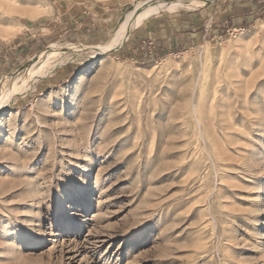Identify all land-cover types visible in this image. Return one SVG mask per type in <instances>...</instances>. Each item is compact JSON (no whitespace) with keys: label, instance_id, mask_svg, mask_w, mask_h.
<instances>
[{"label":"rangeland","instance_id":"374dc122","mask_svg":"<svg viewBox=\"0 0 264 264\" xmlns=\"http://www.w3.org/2000/svg\"><path fill=\"white\" fill-rule=\"evenodd\" d=\"M142 1L0 0V83L85 50L0 111V264H264V13L171 5L93 57ZM157 16L197 29L150 55Z\"/></svg>","mask_w":264,"mask_h":264},{"label":"bare ground","instance_id":"6f19581e","mask_svg":"<svg viewBox=\"0 0 264 264\" xmlns=\"http://www.w3.org/2000/svg\"><path fill=\"white\" fill-rule=\"evenodd\" d=\"M191 1H195L199 6H202L208 1L213 0H157L155 3L151 4L143 3V1L138 2L139 4H137L135 9L126 14L125 18L116 29L113 39L105 47L100 49L88 48V50H90L89 53H92L94 57L96 54H100V52L116 49L133 28L143 21L145 17L156 13L161 8L170 7L171 5L182 7L184 5H189ZM9 37H11L10 33L4 36V38L7 39ZM83 51L85 50L78 45H72L67 42L54 43L50 46V51L39 55V61H35L31 66L27 67L26 74L15 77L9 87L6 84L8 76H5L0 83V111L6 108L13 100H16L18 95L25 93L27 87L38 78L40 73L51 70L56 64L64 60V56L67 58L80 56L84 54L82 53Z\"/></svg>","mask_w":264,"mask_h":264},{"label":"crops","instance_id":"0c3cea01","mask_svg":"<svg viewBox=\"0 0 264 264\" xmlns=\"http://www.w3.org/2000/svg\"><path fill=\"white\" fill-rule=\"evenodd\" d=\"M215 5L214 12L211 10L205 13L206 24L212 23L214 20L220 23L222 27L230 24L235 28H246L264 13V0H219L215 1L213 7ZM175 21L170 17L157 16L153 19L149 17L143 23L142 30L137 31L135 36L140 45L146 41L149 43L148 53L150 55L170 52L183 44L190 35H194L193 31L197 29L195 25H191L186 29L184 28L185 30H181ZM142 50L143 53L147 54L146 48L142 47Z\"/></svg>","mask_w":264,"mask_h":264}]
</instances>
